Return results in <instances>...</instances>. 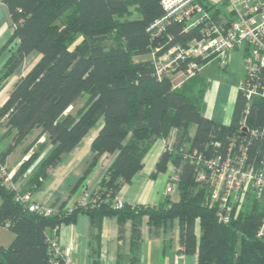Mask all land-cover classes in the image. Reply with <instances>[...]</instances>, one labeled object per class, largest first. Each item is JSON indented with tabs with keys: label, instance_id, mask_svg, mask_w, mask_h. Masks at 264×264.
I'll use <instances>...</instances> for the list:
<instances>
[{
	"label": "trees",
	"instance_id": "1",
	"mask_svg": "<svg viewBox=\"0 0 264 264\" xmlns=\"http://www.w3.org/2000/svg\"><path fill=\"white\" fill-rule=\"evenodd\" d=\"M3 1L12 33L1 52L15 41L17 45L0 70V85L31 53L40 58L0 107L5 128L0 140L12 137L1 158L5 161L12 146L33 130H40L37 138L47 134L54 148L31 180L35 187L101 118L104 123L91 145L93 158L82 178L103 154L117 155L87 202L74 203L69 212L62 207L52 215L32 211L0 178V225L14 233L10 245L0 244V264H65L53 250L56 230L81 214L89 215L99 230L105 216L116 217L120 235L130 219L132 247L140 244L145 217L158 234L168 221L178 220L179 253L186 264H264V237L257 236L264 202L248 192L244 208H235L229 223L221 222L210 203L211 187L197 179L193 159L194 150H205L213 140L226 144L228 137H236L247 142L250 159L264 170V98L249 100L239 88L230 124L219 123L202 113L203 92L191 96L174 88L170 76L158 78L150 57L156 45H186L200 34L199 26L188 29L185 21H171L154 37L148 27L164 12L161 0ZM208 8L222 9L217 3ZM260 80L264 84V74ZM174 129L173 148L165 147L152 175L167 172L173 163L178 200L168 197L156 205L125 201L116 208L121 189L143 168L151 147L159 138L169 139ZM28 167L23 163L14 180Z\"/></svg>",
	"mask_w": 264,
	"mask_h": 264
},
{
	"label": "crops",
	"instance_id": "2",
	"mask_svg": "<svg viewBox=\"0 0 264 264\" xmlns=\"http://www.w3.org/2000/svg\"><path fill=\"white\" fill-rule=\"evenodd\" d=\"M11 33V14L6 3L0 0V70L8 59L10 50L17 45L15 41L1 52ZM39 58L38 52L31 53L0 85V107L8 99L17 80L26 74ZM146 58L149 56L143 59ZM244 75V52L240 50L234 51L226 62H221L216 58L211 59L203 65L196 76L178 86L174 82L175 78H172V83L174 88H183L191 96L199 91L203 92L202 113L219 123L228 125L231 122L240 81ZM103 123L104 119L101 118L71 151L62 156L60 162L51 168L42 182L35 187L32 186L31 180L42 162L52 152L54 144L47 134L37 138L40 130H33L34 136L24 147L18 160H9L17 143L5 156L6 164L15 171L24 160L29 163L27 176H19L16 180L13 178L14 185L20 191H30L33 200L54 208H66L84 198H89L99 186L102 177L117 155V153L103 154L90 173L82 178L93 158L92 141ZM4 131L5 128L0 125V133ZM193 133L191 130V134ZM175 135L173 138L170 136L169 139L159 138L151 147L145 156L143 168L130 183L121 189L120 197L126 202L156 205L165 202L168 197L174 200L170 195H165L169 184V174L174 167V165L171 166L173 163L169 164L167 172L156 176L152 174L167 142H173ZM11 142V136L0 140V155L8 149ZM33 167L34 171L30 172ZM141 229L140 244L132 247V221L130 219L126 221L124 231L120 235L116 217L105 216L101 230H99L89 215L81 214L76 222L63 224L57 228L56 233L61 250L70 254L75 264H159L161 260L165 264V258L169 259L167 264H186L185 256L179 253L178 220L168 221L158 234L156 227L150 224L148 218L145 217ZM159 241L162 243L158 244ZM10 243L0 242L4 246Z\"/></svg>",
	"mask_w": 264,
	"mask_h": 264
},
{
	"label": "built area",
	"instance_id": "3",
	"mask_svg": "<svg viewBox=\"0 0 264 264\" xmlns=\"http://www.w3.org/2000/svg\"><path fill=\"white\" fill-rule=\"evenodd\" d=\"M228 1L230 11L216 13L214 8H208L212 5L209 0H161L164 12L148 27L154 37L171 21H185L188 29L199 26L200 34L186 45L176 43L167 47L159 44L154 47L150 57L158 78L174 73L183 75L184 79L194 77L205 61L216 58L226 62L233 51L241 50L244 52L245 77L239 88L245 90L249 100L264 98V84L260 80L264 74V0ZM197 13L199 17L192 19ZM167 145L173 148V142H167ZM193 159L197 163V179L206 181L211 187L210 203H215L221 222L232 220L235 203L240 204L248 192L264 202V170L250 159L244 140L228 137L226 144L213 140L205 150H194ZM15 173L0 156V178L16 190L15 199L41 215L54 214L56 208L35 201L30 193L17 189L13 183ZM178 178V170L173 167L165 195L177 192ZM88 199L81 201L86 203ZM124 204L125 200L118 196L115 207L122 208ZM74 205L65 209L72 211ZM257 236L264 237V206ZM53 250L63 257L65 264H75L73 257L61 250L57 242L53 243Z\"/></svg>",
	"mask_w": 264,
	"mask_h": 264
},
{
	"label": "rangeland",
	"instance_id": "4",
	"mask_svg": "<svg viewBox=\"0 0 264 264\" xmlns=\"http://www.w3.org/2000/svg\"><path fill=\"white\" fill-rule=\"evenodd\" d=\"M210 1V3H212V4H214V3H217V5H220L221 7H222V9H221V11H223V12H229L230 11V9H231V6H230V4H229V1L228 0H209ZM134 9V8H133ZM199 13H197V14H195L194 16H193V18L192 19H196V18H198L199 17ZM236 51H240V50H236ZM234 53V51L231 53V56H232V54ZM146 56H139V57H137V59H143V58H145ZM209 62V61H208ZM207 63V62H206ZM206 63H204V64H206ZM203 64V65H204ZM238 64H239V62H238ZM203 68V67H202ZM201 68V69H202ZM170 77H171V79L172 78H175V80H174V82L176 83V84H180L181 82L182 83H184L186 80H188V79H190V78H186V79H184V76L183 75H179V74H176V73H174V74H172V75H170ZM191 78H193V77H191ZM232 107V106H231ZM246 129V128H245ZM175 129L173 130V132L171 133V137L173 138L174 137V135H175ZM195 131V126H193V128H192V132H194ZM33 133L31 132V133H29V135H28V137H26L23 141H21V142H18L16 145H15V149L12 151L13 153L11 154V156L9 157V160L10 161H14V160H18V158L20 157V154H21V152L24 150V147L27 145V143L33 138ZM7 142V141H6ZM172 145V144H171ZM26 161L24 160V162H22V164L23 163H25ZM21 164V165H22ZM20 165V166H21ZM171 166H173V164H171ZM34 169V167L33 168H31V170H30V172H32V171H34L33 170ZM26 172L28 173V169L26 170ZM29 172V173H30ZM171 197L172 198H174V200H176V199H178L179 198V194H178V192H175L173 195H171ZM246 197H244L242 200H241V202H240V204H236L235 203V206H234V210H235V208H237V209H242V208H244V202L246 201ZM1 201H2V199H1V196H0V203H1ZM13 237H14V233L9 229V228H7L6 226H3V225H0V242H2V243H4V244H9L10 242H11V240L13 239ZM162 242L161 241H159L158 242V244H161ZM161 258H162V255H161ZM168 258H165V260H164V263L165 264H167V262H168ZM163 264V261L161 260V261H159V264Z\"/></svg>",
	"mask_w": 264,
	"mask_h": 264
}]
</instances>
